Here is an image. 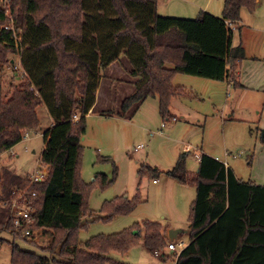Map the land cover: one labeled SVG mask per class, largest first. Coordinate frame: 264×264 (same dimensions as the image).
Instances as JSON below:
<instances>
[{
    "label": "trees",
    "instance_id": "trees-1",
    "mask_svg": "<svg viewBox=\"0 0 264 264\" xmlns=\"http://www.w3.org/2000/svg\"><path fill=\"white\" fill-rule=\"evenodd\" d=\"M6 1L0 6V70L10 66L14 57L9 54H15L23 68L19 74L23 80L18 85L11 83L10 94L3 92L0 81V156L12 153L25 135L37 132L38 110L43 105L53 123L42 134L40 160L49 168L43 181H31L28 174L18 175L0 165V243L6 242L3 232L13 238L9 242L10 264H126L109 254L125 253L142 227L136 226L135 235H97L84 243L78 238V231L85 226L81 218L92 187L80 177L81 136L95 102L100 70L120 56L123 45L129 48L135 54L129 74L140 75L141 81L122 100L117 115L123 116L144 98L156 96L165 117L171 99L189 93L173 85L177 73L234 80L245 51L241 44H234L232 26L240 27L242 8L255 10L257 0H223L221 16L200 10L196 18L160 16L156 0H104L119 27L110 43L112 55L93 60L75 48L87 40L85 0ZM113 173L110 180L101 174L99 187L113 182L115 165ZM167 173L182 184L195 186L190 240L177 254L168 248L170 240L164 237L162 226L148 221L142 229L150 250L159 255L166 247L177 257L174 264H264V186L241 180L222 161L205 153L196 172L187 169V156L181 153ZM138 174L155 177L157 173L145 166ZM30 194L34 223L22 229H39V238L51 236L46 249L15 229L11 204L20 195ZM139 202L136 196L118 207L109 206L113 212L123 213ZM16 240L32 243L49 256L22 249Z\"/></svg>",
    "mask_w": 264,
    "mask_h": 264
},
{
    "label": "rangeland",
    "instance_id": "rangeland-1",
    "mask_svg": "<svg viewBox=\"0 0 264 264\" xmlns=\"http://www.w3.org/2000/svg\"><path fill=\"white\" fill-rule=\"evenodd\" d=\"M85 2L84 20L88 35L84 44L87 45L76 44L75 48L86 52L90 60L97 56H110L113 53L111 39L119 22L111 15L109 2ZM5 4L6 0H0V6ZM204 6L216 13L210 12L213 15H222V0H156L157 14L160 16L196 18ZM236 25L232 26V29L236 28L234 44H241L245 51L241 74L251 72V75L258 76L260 80L264 78V0H260L253 11L242 8L240 27L237 28ZM122 48L121 55L124 54V57L121 56V59L125 58L127 62L121 65L124 70H129L130 60L135 54L124 45ZM9 56L14 57L12 61L15 63L19 62L15 54ZM100 72V78L106 76L105 69ZM126 75L121 77L124 82L129 79ZM110 76L116 81L119 73L114 71ZM199 79L207 82L178 81L191 84L195 96L188 93L173 100L170 110L179 117L175 125L170 126L161 117L157 97L147 98L138 108L133 106L129 112V120L103 117L95 113L86 116L85 133L81 136L80 177L92 187L88 197L89 205L81 218L85 226L78 231V238L82 243L97 235H135L138 233L134 230L136 226L143 228L148 221L159 223L165 230L170 227L189 228L191 208L196 195L195 186L180 185L167 172L176 164L180 154H185L186 151L190 153L187 168L190 172H196L198 163L195 152L198 147L218 156L221 161L229 155L228 162L241 180L264 184V137L261 138L260 134L256 136L252 131L264 123V91L249 90L242 93L240 89L230 88L228 94L225 82ZM22 80L18 73L11 72L6 66L0 70V81L6 94L12 91L11 83L18 85ZM106 84L113 88L110 89V97H113L114 104L101 109L107 114L116 115L120 111L122 100L134 91L128 92L117 84ZM109 88L106 87V90ZM39 111L42 112L40 109ZM46 115V111L45 114L39 113L40 126L36 129L38 133L25 135L24 141L14 145L12 153H2V167H7L18 175L39 170L44 146L42 134L51 126L50 117ZM230 117L233 119L229 120ZM237 117L240 120L234 121ZM154 131L158 133L150 134ZM134 147L137 149L134 150ZM98 158L103 160L98 161ZM114 165L116 176L113 182L105 188L99 187L101 174L108 180L114 177ZM145 166L156 170L155 177L143 175L142 178H137V169ZM153 178H157V184L152 182ZM136 196L140 198V202L129 212L119 213L111 209L120 206L121 202L134 201ZM109 203H112L111 207ZM142 228L141 233L135 237L137 241L125 253L112 252L110 257L126 264H174L177 257L171 255L166 247L158 255L144 244ZM2 236L6 242L0 243V264H10L12 248L9 242L13 238L6 232ZM28 239H34L33 242L46 249L52 237ZM188 239L187 234L180 233L174 241L179 243L183 240L187 244ZM15 243L22 249L49 256L32 243L20 240Z\"/></svg>",
    "mask_w": 264,
    "mask_h": 264
},
{
    "label": "crops",
    "instance_id": "crops-1",
    "mask_svg": "<svg viewBox=\"0 0 264 264\" xmlns=\"http://www.w3.org/2000/svg\"><path fill=\"white\" fill-rule=\"evenodd\" d=\"M259 1L260 0H257V3H256V6H257V4L259 3ZM222 3H223V0H222ZM207 5V4H206ZM207 6H204V8L203 9H206V11H209V12H212L211 10H210V8H206ZM209 7V6H208ZM219 7H220V9H221V4H219ZM202 9V10H203ZM213 14H216L215 12H212ZM235 29V28H234ZM121 56L122 57H124V54L123 55H121L120 54V56L114 61V62H112V63H110L106 68H105V72H106V76L105 77H102V78H99V80H98V84H97V88H96V91H95V102H94V104L92 105V107L90 108V110H89V112L87 113V116L88 115H91V114H97V115H99V116H103V117H112V118H120V119H123V120H129V119H131L130 118V114H129V112L130 111H132L131 109L130 110H128V112H126L123 116H118L117 114L116 115H103V114H100V112L102 111V109H106V108H108L109 107V105H111V104H114V101L112 100L113 99V97L111 96L110 97V95H111V92H110V89H113V88H109L110 86L109 85H107L106 84V82L107 83H109L110 85H116L117 84V86L118 87H121V88H123V89H126L128 92H130V91H134L135 89H136V86H137V84L141 81V76L140 75H136V76H134V75H130L129 74V71H131L132 69H133V66H134V64L132 63V61L130 60V62H131V64H130V69L129 70H124L123 68H122V65L121 64H124V63H126L127 61L125 60V58H124V60L123 59H121ZM118 63V64H117ZM243 64H244V62H243ZM125 65V64H124ZM241 67H242V60L240 61V67L237 69V71H236V73H235V78H234V80L233 81H231L232 80V77H231V80H230V78L229 79H226V80H213V79H207V78H203L204 80H212V81H214V82H219V83H226V86H227V88H226V90H227V93L229 94V89L230 88H233V89H240L241 90V92L242 93H245V92H247V91H249V90H256V91H260V90H262V91H264V78H262V79H258V76H254V75H251V72H248V73H242L241 74ZM122 70H120V69ZM114 71H117V73H119V78H117L116 79V81H115V79H112L111 78V76H110V74H111V72H114ZM102 74H103V72H102ZM126 74H128V75H126ZM126 75V77L128 78L129 77V79L128 80H126V82H124L125 80H123L121 77H123V76H125ZM181 75H185V76H187L188 74H183V73H177L175 76H174V78H173V81H172V83H173V85H175V86H181V87H184V88H186L187 90H188V92L190 93V95H192V96H195V93H194V89L192 90V85L191 84H184L183 82H178L179 80H182V81H188V82H190V83H192V82H207V81H201V79H199V78H202V77H198V76H193V75H188V76H192V77H181ZM195 77V78H194ZM230 81V82H229ZM112 82H114V83H112ZM257 82V83H256ZM106 87H108L109 89H108V91L106 90ZM227 94V95H228ZM197 95V94H196ZM184 96H186V95H184ZM150 97H156V96H148V97H146V98H144L141 102H138V103H136V105H135V107H137L138 108V106H139V104L140 103H142V102H144L147 98H150ZM179 97L180 96H177V97H173L172 99H171V101H170V104H169V110H168V113H167V115L164 117V116H162V114H161V117L163 118V120H165V121H167V123H169V125L171 126V125H175L176 124V122L179 120V117L172 111V110H170V106L173 104L172 102H173V100L174 101H176L177 99H179ZM183 97V96H182ZM115 100V99H114ZM178 103H175V105H177ZM102 108V109H101ZM40 110L42 111V112H40L39 111V113H43V114H45V111H46V113H47V115L50 117V115H49V113L47 112V110H46V108L44 107V105L42 106V107H40ZM116 112V111H115ZM161 113V112H160ZM46 115V116H47ZM173 117H175L176 118V120H174V121H172V118ZM222 118V120H224V118L223 117H221ZM229 120H232L233 118H228ZM262 119V118H261ZM237 120H240L238 117L234 120V121H237ZM50 123H51V125H52V123H53V121H52V118L50 117ZM264 126V123H262L261 124V126H257L256 128H255V130L254 129H252V131H253V133H255L256 134V136H258L259 134H260V136H261V138H263L264 137V135H261V127H263ZM36 133H38V132H36ZM161 135H163V134H161ZM187 149V148H186ZM197 151L195 152L196 153V155H195V159L197 160V163H199V160H200V157H201V155L203 154V153H205V154H208V155H210V156H212V157H214V158H216V159H218V156H215L213 153H211V152H208V153H206L202 148H200V147H198L197 149H196ZM138 151V150H137ZM244 153V151L241 153V154H243ZM185 154H186V156H187V161H188V157H189V155H190V153L189 152H185ZM226 154H227V151H226ZM199 157V158H198ZM228 157H229V155L227 156V157H225L226 159L224 160V161H222L223 163H224V165L225 166H227V167H229L233 172H234V170L232 169V167L230 166V163L228 162ZM234 158V157H233ZM219 160V159H218ZM98 161H102V160H100V159H98ZM221 161V160H220ZM188 169V168H187ZM138 170L139 169H137V173H136V176H137V178H142V176H140L139 174H138ZM189 170V169H188ZM190 171V170H189ZM235 174V173H234ZM236 175V174H235ZM237 176V175H236ZM169 177H171V176H169ZM238 177V176H237ZM171 178H173V177H171ZM239 178V177H238ZM174 180H176L175 178H173ZM177 181V180H176ZM243 181H246V180H243ZM249 181H251V180H249ZM152 182L154 183V184H157L158 183V180H157V178H153V180H152ZM178 182V181H177ZM247 182V181H246ZM180 183V182H179ZM180 185H183L182 183H180ZM185 185H187V184H184V186ZM257 185H262V186H264V184H257ZM188 226H190V224L188 223ZM162 232H163V235H164V237L166 238V240H168L169 241V238H168V236H167V230H165L163 227H162ZM185 234H187V236L189 237V233H185ZM189 240L190 239H188V241H187V244H188V242H189ZM182 242H183V240H182ZM186 244V243H185ZM186 244V245H187Z\"/></svg>",
    "mask_w": 264,
    "mask_h": 264
},
{
    "label": "built area",
    "instance_id": "built-area-1",
    "mask_svg": "<svg viewBox=\"0 0 264 264\" xmlns=\"http://www.w3.org/2000/svg\"><path fill=\"white\" fill-rule=\"evenodd\" d=\"M15 40L19 41L20 37H16ZM8 68L11 70V72H16L18 74L23 73V68L20 66L19 62L15 63L14 61L11 60L10 66ZM75 117L78 118L77 115H75ZM174 120H176L175 117L172 118V121ZM154 133H158V131L150 132V134H154ZM133 149L136 150L137 148L134 147ZM40 162L41 163H39V167H40L39 170L34 173L28 174L31 181H35V182L43 181L49 172L48 165L43 163L42 161ZM31 196H32L31 194L28 197H23V195H20L19 197L16 198L15 201H13L11 206L14 211V216H15L14 225H15L16 231L21 230L23 236L27 238L35 237L36 239L37 237H39L38 236L39 229H33V230L30 228L22 229L23 226L32 225L34 223V218L32 217V213L29 209V201H30ZM28 240H34V239H28ZM184 246L185 244L183 242H179L176 244L173 241L172 242L169 241V244H168V248L177 254L182 250Z\"/></svg>",
    "mask_w": 264,
    "mask_h": 264
},
{
    "label": "water",
    "instance_id": "water-1",
    "mask_svg": "<svg viewBox=\"0 0 264 264\" xmlns=\"http://www.w3.org/2000/svg\"><path fill=\"white\" fill-rule=\"evenodd\" d=\"M261 135H264V129L261 130ZM189 233L190 232V228H187V229H183V228H169L167 230V236L170 240H174L178 237V235L180 233Z\"/></svg>",
    "mask_w": 264,
    "mask_h": 264
}]
</instances>
